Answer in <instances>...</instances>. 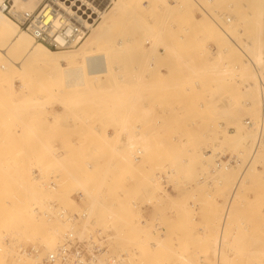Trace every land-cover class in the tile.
Masks as SVG:
<instances>
[{
	"label": "rangeland",
	"instance_id": "374dc122",
	"mask_svg": "<svg viewBox=\"0 0 264 264\" xmlns=\"http://www.w3.org/2000/svg\"><path fill=\"white\" fill-rule=\"evenodd\" d=\"M116 2L96 48L111 73L94 80L83 68L88 84L68 96L0 80V264H36L50 251L49 223L57 246L71 227L100 234L120 264H264V132L217 261L215 244L250 148L235 134L250 137L264 110L241 95L245 59L222 34L247 46L252 0H121L115 11ZM216 162L228 173H214ZM32 183L34 205L21 188ZM58 209L88 218L72 224Z\"/></svg>",
	"mask_w": 264,
	"mask_h": 264
},
{
	"label": "bare ground",
	"instance_id": "6f19581e",
	"mask_svg": "<svg viewBox=\"0 0 264 264\" xmlns=\"http://www.w3.org/2000/svg\"><path fill=\"white\" fill-rule=\"evenodd\" d=\"M14 1L13 0L11 1L12 12L19 11V10L33 11L35 9L30 4L28 5V2L26 4L24 0H16L18 5ZM119 3H121V0H117V2L114 4L115 11L119 10ZM251 6H252V9H251L252 11L248 15V17H250L251 19L254 18V21L250 23V30L252 31H251V34L247 36L248 44L247 46H245V48L244 47L242 49L239 48L236 45V43L230 39L228 33H226L225 31H222V34L226 38L228 43L232 44L233 47H236L235 49L239 50V52L243 55L245 59V61H243V63L241 64L242 66H240L239 70L235 68L236 70H238L237 72L238 74L235 76H238L237 78H241L243 80L242 87L244 91L241 92V95L248 101V103L253 102L254 99H257L259 97V99L261 100V103H260L261 105L264 102V84H263V80H264V0H252ZM204 13L206 14V12ZM101 19L102 20L100 24H98V26L90 32L86 41L80 46V48L78 49L79 51L77 53L73 55H66V54L64 55L62 53H57L55 51L48 50L46 47L38 43H34L31 37L26 32H19L17 30L18 28L16 27V25L12 21H10L8 18L3 16L0 12V80L7 81V80L12 79L20 83L22 88L27 89L30 86H36L42 92L54 94L56 93V91H60V92H63L65 96H68L69 95L68 92L70 90L75 91L77 88H83L86 86V84H88V79L85 78L83 68L85 69L86 76L94 80H97L99 76L107 75L109 74V72L111 73V70H113V69L109 70V66H110L109 64L111 63V61L109 60H111V58L108 57V54L97 53L98 50L96 49L101 43V41L106 37L107 35L106 32L109 28V22H111V20L104 18V16ZM213 24L214 26L216 25L217 27V24L214 21H213ZM243 49H245V51H242ZM78 61H81L83 66L81 64L79 65ZM113 65H111L110 67H112ZM214 73L216 74V72ZM223 74L225 75L226 73L223 72V73H219L218 75L223 76ZM233 78L234 77H232V79ZM73 93H71V95ZM74 94H79V92L76 91ZM220 110L223 112L224 111L228 112L229 109H228V106L224 104L220 107ZM251 128L252 127L249 126V129L252 133L251 135L252 137L251 136L246 137L245 133L243 132L240 133L239 131H237L235 134L236 137L240 135L241 139L239 137L238 138L240 139L241 143L248 141L250 148L248 151L247 162L245 163L242 170L240 171L236 179L235 185L231 189V192H230L231 194L227 198L228 201L226 202L225 209L222 213L221 222H220L221 224H220V228L218 232L219 236L217 237L218 241H216L215 243L217 244L216 261L219 259L220 247H221L222 242H224L223 241L224 236H226L224 235L225 228L227 226V220L229 216H231L230 210L233 207V206L231 207V204L233 203V199L235 197L236 191L238 190L241 184V181L245 177L246 172L251 168L252 163L259 155L260 153L259 150L261 149L260 147L263 144L264 110L261 111L260 122L257 125V128L255 129L253 128L251 129ZM217 167L218 168H216V171L214 173H217V172L218 173L220 172L228 173V171L230 170L228 166L226 165L222 167L217 165ZM21 188L22 190L26 191V192L24 191L25 193L32 195V199L29 200L31 204L29 202L28 203L30 205H34L35 202H37L36 201L37 199L35 197V192H34L35 185L33 183L32 185H29V187L22 185ZM29 204H27V206ZM35 220H39V219L36 218ZM44 220L46 221V218ZM46 222H50V221H46ZM44 223L45 222H43V224ZM38 224L43 225L40 222ZM47 226L46 227L44 226V229H48L50 233L49 234L45 233L46 238L42 240L41 245L44 247L45 251L47 249V250H50L47 252H51L57 247L58 242L55 241V236L59 233V228L58 226H55V227L53 226L52 228H50L51 227L50 225H49L50 227H47ZM21 253L19 255L20 257L17 255L19 259L21 258ZM22 256L24 255L22 254ZM26 258L25 260H28ZM17 261H20V260H17ZM29 261H27L28 264H30ZM20 263L21 262H19V264Z\"/></svg>",
	"mask_w": 264,
	"mask_h": 264
},
{
	"label": "built area",
	"instance_id": "2783aa9c",
	"mask_svg": "<svg viewBox=\"0 0 264 264\" xmlns=\"http://www.w3.org/2000/svg\"><path fill=\"white\" fill-rule=\"evenodd\" d=\"M11 1L0 0L1 14L26 32L34 43L56 52L79 46L112 6V0H38L33 11L12 12ZM75 198L80 203L83 196L78 193ZM56 216L73 224L86 221L88 211L82 209L79 214L70 215L67 210L58 209ZM36 264H120V261L108 250L106 239L100 234L81 235L71 227L61 243L39 256Z\"/></svg>",
	"mask_w": 264,
	"mask_h": 264
},
{
	"label": "crops",
	"instance_id": "0c3cea01",
	"mask_svg": "<svg viewBox=\"0 0 264 264\" xmlns=\"http://www.w3.org/2000/svg\"><path fill=\"white\" fill-rule=\"evenodd\" d=\"M239 34H242L241 32Z\"/></svg>",
	"mask_w": 264,
	"mask_h": 264
}]
</instances>
